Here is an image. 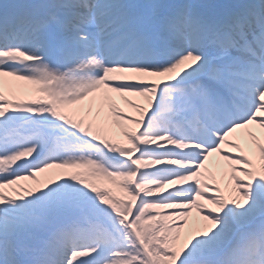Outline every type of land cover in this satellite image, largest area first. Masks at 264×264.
<instances>
[{
	"label": "snow or ice",
	"instance_id": "snow-or-ice-1",
	"mask_svg": "<svg viewBox=\"0 0 264 264\" xmlns=\"http://www.w3.org/2000/svg\"><path fill=\"white\" fill-rule=\"evenodd\" d=\"M0 264H264V0L0 2Z\"/></svg>",
	"mask_w": 264,
	"mask_h": 264
},
{
	"label": "bare ground",
	"instance_id": "bare-ground-1",
	"mask_svg": "<svg viewBox=\"0 0 264 264\" xmlns=\"http://www.w3.org/2000/svg\"><path fill=\"white\" fill-rule=\"evenodd\" d=\"M3 2V0H0ZM33 97L31 96H25L23 97V99L28 100V99H32ZM127 99L132 100L133 102H141L138 100V98L136 97H132L129 96L127 97ZM116 103L117 105L123 110V112L128 115V116H137L138 114L136 113V111L134 109H132L131 107H129L125 102L124 99L117 97L116 98ZM108 110L105 109V112H107ZM127 127H134L132 125H126ZM116 139L118 140H122V136H117ZM215 160V158H211L209 161V167L211 168L213 165V161ZM53 178H56V170H49L48 172L45 173H37L35 180H24L21 181L22 184H24L25 186H29V187H40L42 186L43 182L45 180H51ZM99 186L101 187H111V185H109L106 181H99L98 182ZM223 187V184L221 185ZM117 192L118 194V190H114ZM167 211V210H165ZM197 218V214L195 212V210H193V214L192 216L189 218V225H188V229H191L194 226V222ZM188 229H186V233L188 231Z\"/></svg>",
	"mask_w": 264,
	"mask_h": 264
},
{
	"label": "rangeland",
	"instance_id": "rangeland-1",
	"mask_svg": "<svg viewBox=\"0 0 264 264\" xmlns=\"http://www.w3.org/2000/svg\"><path fill=\"white\" fill-rule=\"evenodd\" d=\"M213 159V158H212Z\"/></svg>",
	"mask_w": 264,
	"mask_h": 264
}]
</instances>
